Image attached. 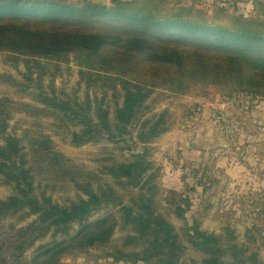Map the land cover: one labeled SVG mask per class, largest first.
Listing matches in <instances>:
<instances>
[{"label": "trees", "instance_id": "16d2710c", "mask_svg": "<svg viewBox=\"0 0 264 264\" xmlns=\"http://www.w3.org/2000/svg\"><path fill=\"white\" fill-rule=\"evenodd\" d=\"M214 11L210 16L179 0H110L108 5L91 1L0 0V53L14 63L22 60L30 75L36 69L39 77L45 74L44 64L73 62L88 84L101 82L108 86L114 98L113 118L108 109L102 108L103 100L93 102L87 97L83 103H70L40 92L36 96L40 103L56 110L53 112L64 115L63 120L79 126L71 132L73 145L103 135L116 141L131 138L130 127L137 126L152 88L183 95L204 93L209 85H220L228 90L224 96L228 100L243 95L256 104L264 97V20L236 13V9L229 12L223 5ZM8 116L0 102V178L13 189L12 194L0 200V220L17 217L18 222H24L33 217L9 241L14 252L0 257V264H58L64 252L107 242L115 225L113 217L106 215L95 221L88 217L103 203H121V197H111L106 192L98 195L90 176L50 151L43 140L38 142L39 149L32 150L41 157L38 164H33L34 157L29 159L20 139L6 132ZM164 120V113L155 120L142 119L137 141L145 146L167 131ZM46 154L50 157L42 158ZM132 156L129 162L109 164L105 174L134 185L141 183L151 169L148 152L134 151ZM45 159L47 164L42 165ZM45 175L49 177L37 191L34 181L41 182ZM49 180L61 188L71 185L84 195L69 204L58 203L45 194ZM150 203V197L142 196L140 204L123 206L124 223L135 232L128 239L135 242L143 238L146 243L144 260L167 256L166 250L178 251L173 226L154 214ZM133 207H137L136 212ZM178 215L183 217L182 212ZM73 223H78L73 236L37 245L29 261L23 258V252L36 241L49 232L65 234ZM193 231L190 239L205 249L219 241L196 226ZM167 257L164 263H172Z\"/></svg>", "mask_w": 264, "mask_h": 264}, {"label": "rangeland", "instance_id": "374dc122", "mask_svg": "<svg viewBox=\"0 0 264 264\" xmlns=\"http://www.w3.org/2000/svg\"><path fill=\"white\" fill-rule=\"evenodd\" d=\"M175 1L170 0L171 3ZM179 1L203 9L210 16L217 6L223 5L229 12L236 9V13L257 15L264 20V0ZM109 3L110 0L106 4ZM44 67L43 76L39 77L36 69L30 75L22 60L14 63L0 53V102L10 115L6 132L20 139L29 159L34 157L33 164H38L41 157L32 150L39 149L38 142L43 140L48 143L50 151L60 154L67 164L90 176V183L98 195L106 192L111 197H121V203H103L88 217L89 221L106 215L113 217L115 225L109 240L86 246L81 251L64 252L58 257V264H165L163 259L167 256L163 254L146 260L142 258L146 246L143 238L135 242L128 239L135 232L124 223L123 206H129L131 202L140 204L142 196L150 197L154 214L173 226L178 235L176 244L183 255V264H208L217 255L211 251L215 250V245L234 249L241 256L236 257L233 264H264V97L256 104L250 101L245 109L240 102L244 100L243 95H238L233 105H228L230 99L224 97L228 90L220 85H209L204 93L194 91L183 95L152 88L139 113L137 126L130 127L131 138L127 136L112 141L103 135L75 146L71 142V132L77 131L79 126L63 120L64 115L56 114L53 112L56 110L40 103L36 94L40 92L46 97L70 103H83L87 97L93 102L103 100L102 108L108 109L110 118H113L112 90L101 82L88 84L73 62H53L44 64ZM184 97L200 100L185 102ZM121 102L119 98L118 103ZM159 113H164L167 131L145 146L141 145L136 139L140 121L144 118L155 120ZM171 130L174 135L185 132V144H177V136L165 139L164 135ZM198 139L201 148L188 144ZM215 143L223 145L213 149ZM141 150L148 152L147 161L151 168L141 183L134 185L128 180L111 179L105 174L106 167L111 166L109 164L129 162L133 160L132 153ZM48 156L46 154L42 158ZM150 161L155 166L150 165ZM41 164L46 165L47 160ZM42 177L41 182L38 179L34 181L37 191L44 187V178L49 176ZM49 183L45 194L58 203L69 204L79 195H84L71 185L61 188L54 180H49ZM107 186H112L113 190L109 191ZM12 193V187L3 184L0 178V200ZM133 211L136 212L137 207H133ZM179 212L183 217L178 215ZM26 221L18 222L17 217L0 220V257L14 252L9 241L17 237L18 229ZM77 224L73 223L65 234L57 232L52 235L49 232L27 248L23 258L29 261L37 245L73 236ZM195 226L199 231L218 237V243L210 245L208 250L206 245L205 249L198 241H192L189 236H193ZM12 261L10 258L9 262Z\"/></svg>", "mask_w": 264, "mask_h": 264}, {"label": "flooded vegetation", "instance_id": "af4514ba", "mask_svg": "<svg viewBox=\"0 0 264 264\" xmlns=\"http://www.w3.org/2000/svg\"><path fill=\"white\" fill-rule=\"evenodd\" d=\"M214 247L215 250L211 251L215 252V254L217 255H214L212 261L208 264H233L235 262L236 257L241 258V256L234 249L222 248L218 245H215ZM214 247H212V249ZM165 252L172 261V263L170 264H183V255L180 254L179 251L166 250Z\"/></svg>", "mask_w": 264, "mask_h": 264}, {"label": "crops", "instance_id": "0c3cea01", "mask_svg": "<svg viewBox=\"0 0 264 264\" xmlns=\"http://www.w3.org/2000/svg\"><path fill=\"white\" fill-rule=\"evenodd\" d=\"M183 99H184L185 102L186 101L198 102L200 100V98H194V97H184ZM207 102H209L208 99H207ZM181 127H183V126H181ZM174 134H175V132L173 130H171L170 132H168L167 134L164 135V138L165 139H170V138H173V136H174V138H175V136H177V140H178L177 144H179V145L180 144H185V142H186V133L185 132L177 133V135H174ZM196 134H200V133L196 132ZM149 163H150V165L155 166L152 161H150Z\"/></svg>", "mask_w": 264, "mask_h": 264}, {"label": "water", "instance_id": "95a60500", "mask_svg": "<svg viewBox=\"0 0 264 264\" xmlns=\"http://www.w3.org/2000/svg\"><path fill=\"white\" fill-rule=\"evenodd\" d=\"M93 2H95V3H98V4H106L107 2H108V0H92ZM191 147H196V148H201V147H199V145H200V141H199V139L198 140H192V141H190L189 143H188ZM219 145V146H218ZM220 145H223V143H215V144H213V149L215 148V146H218V147H220ZM204 148H206V147H204ZM208 149H210V148H208Z\"/></svg>", "mask_w": 264, "mask_h": 264}, {"label": "built area", "instance_id": "2783aa9c", "mask_svg": "<svg viewBox=\"0 0 264 264\" xmlns=\"http://www.w3.org/2000/svg\"><path fill=\"white\" fill-rule=\"evenodd\" d=\"M234 100H235V97L232 98V99H230V100L227 102V104H228V105H233V101H234ZM250 101H251L250 98L244 97V100H243V101H240V102H243L245 109H247V105L250 103ZM225 116H226V115L223 114V117H225Z\"/></svg>", "mask_w": 264, "mask_h": 264}]
</instances>
